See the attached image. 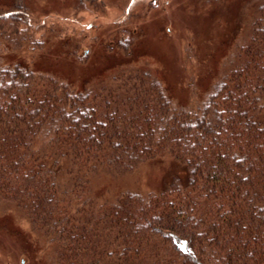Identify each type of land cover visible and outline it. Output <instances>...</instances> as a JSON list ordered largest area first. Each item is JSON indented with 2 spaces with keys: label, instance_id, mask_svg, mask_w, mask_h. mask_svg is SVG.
Instances as JSON below:
<instances>
[{
  "label": "trees",
  "instance_id": "1",
  "mask_svg": "<svg viewBox=\"0 0 264 264\" xmlns=\"http://www.w3.org/2000/svg\"><path fill=\"white\" fill-rule=\"evenodd\" d=\"M27 4L10 0L1 37H18ZM236 16L243 42L194 108L136 58L107 80L114 90L0 63V202L45 233L55 264H264V0H241ZM160 158L184 178L88 199L97 178Z\"/></svg>",
  "mask_w": 264,
  "mask_h": 264
},
{
  "label": "rangeland",
  "instance_id": "2",
  "mask_svg": "<svg viewBox=\"0 0 264 264\" xmlns=\"http://www.w3.org/2000/svg\"><path fill=\"white\" fill-rule=\"evenodd\" d=\"M240 1L28 0L18 37L0 36V63L23 61L81 88L114 90L107 80L119 76L124 58H136L177 105L194 108L211 73L231 60L226 49L243 42V32L233 35L244 23L235 27ZM9 4L0 0L1 14L8 13ZM108 43L116 54L107 53ZM126 43H131L129 57L116 47ZM174 175L184 178V169L170 158L156 159L125 177L97 178L88 199L101 203L124 191L160 190ZM33 227L14 205L0 202V264H55V248L44 250L47 236Z\"/></svg>",
  "mask_w": 264,
  "mask_h": 264
}]
</instances>
